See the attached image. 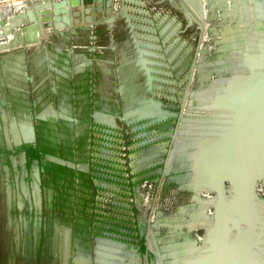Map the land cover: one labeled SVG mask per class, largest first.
<instances>
[{
    "label": "flooded vegetation",
    "instance_id": "flooded-vegetation-1",
    "mask_svg": "<svg viewBox=\"0 0 264 264\" xmlns=\"http://www.w3.org/2000/svg\"><path fill=\"white\" fill-rule=\"evenodd\" d=\"M61 24L58 30L67 28L65 32L82 26L69 27L67 18ZM204 24L196 56L199 28L187 21L177 30L184 34L177 53L161 59L153 70L134 64L136 56H128L126 49L127 58L117 57L113 77L94 59L51 71L46 85L0 99V264H106L117 259L158 264L149 246L155 242L154 228L150 230L155 225L184 234L180 251L170 247L169 264H193L197 257L196 264L201 258L200 264H264V216L251 214V202L232 198L228 182H223L221 195L195 177L198 145L209 144L223 130L222 110L211 108L240 50L235 42L226 51L218 44L207 51ZM192 25L193 46L185 38ZM138 108L146 110L121 119ZM20 110L28 123L23 128L13 119ZM41 112L46 114L38 118ZM21 128L24 133L16 137ZM43 134L51 147L72 159L76 171L86 164L80 172L89 185L78 173L69 184L48 182L44 157L51 153L39 143ZM170 182L180 184L194 203L170 212L155 209L153 203L148 205L150 218L129 216L140 191L158 200L160 187ZM262 201L264 206V196ZM229 209L235 213L228 214ZM194 215L199 220L191 227L174 224ZM195 228L200 236L189 234ZM103 243L127 248L116 252Z\"/></svg>",
    "mask_w": 264,
    "mask_h": 264
},
{
    "label": "crops",
    "instance_id": "crops-1",
    "mask_svg": "<svg viewBox=\"0 0 264 264\" xmlns=\"http://www.w3.org/2000/svg\"><path fill=\"white\" fill-rule=\"evenodd\" d=\"M255 1L201 0L203 20L208 25L205 35L211 28V33L208 35L212 38V44L224 46L231 42L235 43L234 41L240 37V30H244L247 26L246 21L253 23V27L247 29L241 39L242 42L246 35L254 36L255 30L263 32L264 21H253L252 5ZM101 2L102 0H95L87 5L88 9L84 15L85 24L73 27L74 31L65 32L67 28L58 30L47 27L43 36L35 38L36 34H29V31L25 30L26 25L22 23L21 18L15 17L19 12L18 8L25 9L26 5L22 4L23 1L1 0L0 9L9 13L1 19L10 24L8 32H4L0 27V32L3 31V36L0 38L3 40L0 42V99L9 97L11 92L14 94L23 91L24 88L32 89L39 83L42 86L46 85L51 71L55 74L57 71L68 70V67L70 69L80 63L90 64L94 59L102 63L103 71L113 77L114 66L119 62L117 57L120 55L122 58H127L124 55L126 49L128 56H136L131 61L135 62L134 64H142L145 72L148 68L151 70L156 68L154 65L158 62L160 66L161 59L169 57V54L177 53L182 36L177 38L175 35L187 22L185 14L180 6H177V0H109L105 6L104 16ZM205 4L207 7H204ZM177 8L183 15V25L174 13ZM73 10H78V7H74ZM205 13L211 24L205 20ZM10 18L11 22H8ZM75 20L79 21V19ZM73 32L75 35L72 39ZM160 43L164 46L162 47ZM226 49L228 50L224 48L225 51ZM59 77L61 78V75ZM22 116L23 111L17 120L13 119L17 122L16 125L25 127L28 123L22 120ZM106 116L111 118L110 115L106 114ZM22 128L15 132L16 137L24 133ZM104 245L116 252L124 247L103 243L102 246ZM116 255L118 256V253ZM159 258L161 259V256ZM117 260L106 264L141 263L135 259L131 263L125 259Z\"/></svg>",
    "mask_w": 264,
    "mask_h": 264
},
{
    "label": "water",
    "instance_id": "water-1",
    "mask_svg": "<svg viewBox=\"0 0 264 264\" xmlns=\"http://www.w3.org/2000/svg\"><path fill=\"white\" fill-rule=\"evenodd\" d=\"M22 4L26 5L25 9H19L16 19L22 20V23L26 25L25 30L34 32L38 38L45 34V28H59L61 27L62 20L68 19L69 27L76 26L74 24L79 22V25H84V15L86 13L87 5L95 0H21ZM182 12L187 17L189 24L195 22L199 28V34L197 38V44L195 48V56L200 51L201 40L205 31V24L202 18V2L201 0H177ZM101 9H103V16L105 15V6L109 3V0H102ZM262 6V7H261ZM74 7H78V10H73ZM5 9V8H4ZM0 27L4 32H8L9 24L1 18L6 14V10L0 9ZM252 10L254 12L253 21H264V0H256L253 2ZM75 19H79L75 20ZM8 22H11V18ZM258 30V29H257ZM254 32V36L244 37L242 45L236 60H233L235 66L231 67V74L225 79V85L223 92L214 95L212 111L222 110L224 123L223 130L216 134L213 140L209 143L214 148L223 146L219 152L214 153L219 161L224 158H232L239 160V163L243 168L237 170H221L208 173H202L200 166L195 164V177L206 181L208 186H213L218 183L219 187L224 181L228 182V185L233 188L234 192H241L243 199L252 200V191L257 185L256 181L261 180L263 177L261 173L264 172V30ZM7 34V33H6ZM3 36V31L0 32V38ZM230 50V49H229ZM233 50V48H231ZM232 54H235L233 50ZM192 64L191 71H193ZM191 80V74L187 83L189 87ZM187 91V89H186ZM187 93V92H186ZM256 107V117L259 118V122L255 123V115H252V104ZM261 104V105H259ZM263 108L262 110H260ZM144 108H138L133 112L128 111L121 116V119L126 118L127 114L132 113H144ZM138 111V112H137ZM249 112V113H248ZM45 112H41L37 115L41 118L45 115ZM103 117L105 114H101ZM68 121L76 122L75 118L71 116H62ZM229 118V119H227ZM221 128V127H219ZM240 133V134H239ZM203 144L198 145L196 151L195 161L200 156V147ZM235 149V150H233ZM213 153V152H212ZM211 155V153H209ZM44 159L48 162L55 164L66 165L69 168H75L76 165L71 161H64L62 158L46 154ZM261 159V163L257 169V166L251 168V162L253 160ZM235 164V162H234ZM79 171H86V164L77 166ZM256 169V170H255ZM197 170V171H196ZM258 170V171H257ZM256 171V172H255ZM257 181V182H258ZM109 242L103 240V242ZM198 258V257H197ZM196 258V259H197ZM196 259L193 260V264H196ZM203 261V258L197 262ZM202 263V262H201ZM244 261L242 264H245ZM252 264V262H248Z\"/></svg>",
    "mask_w": 264,
    "mask_h": 264
},
{
    "label": "rangeland",
    "instance_id": "rangeland-1",
    "mask_svg": "<svg viewBox=\"0 0 264 264\" xmlns=\"http://www.w3.org/2000/svg\"><path fill=\"white\" fill-rule=\"evenodd\" d=\"M177 6H180L178 2H177ZM204 7H207V5L205 4ZM174 13L177 17H179L180 22H182V25H183V23H184L183 15L179 12L178 8L175 9ZM205 16H206L205 20L208 22V24H211V22H209V20L207 18L206 13H205ZM195 31H196V29H195L194 25H192L190 27V29L187 31V35H185L186 39H187V37H189V39L192 41L191 42L192 46L194 45V42H195L194 41L195 33H196ZM210 33H211V28H210V31L208 34H210ZM208 34H207L205 43H203V44H206L207 51L216 48V46L214 44H212V42H211L212 38ZM181 35H184V34H181ZM181 35H180V33H177L175 36H177V38H178ZM0 42H3V40H0ZM191 44H190V46H191ZM208 53H210V52H208ZM263 103H264V100H263ZM259 105H261V104H259ZM256 107L258 108V106H256L253 103L252 104V115H255V123H258L260 120H259V118L256 117V114H257L255 111ZM262 109L263 108H261L260 110H262ZM200 111H201V109H198V110H196V113H198ZM222 149H224V147L221 145L216 147V148H214L212 144L202 145V147H200V152H201L200 156H198V158H197L198 169L200 166V170L202 171V173L206 174L208 172H214L216 170L221 171L224 169V171L225 170L227 171V170H237L239 168H243V166L239 163V160H236V158H232L231 155L229 156L230 159L224 158L223 160L219 161V159L216 158V155L214 153L219 152ZM233 150H235V149H233ZM209 153H211V155H209ZM234 162H235V164H234ZM261 182H264V178L260 181V183ZM257 187L258 188L261 187V190L259 192L264 194V183H262V185H260V186L258 185ZM139 193H141V195L137 196L136 201H135L136 203L129 206V212H131V214L129 216H131L132 219L134 217H138L141 220L145 219V218L147 219L148 217L150 218L149 206H151V208H152L153 203H154L155 209H160L161 211L163 210V211H168V212H170L171 210H173L175 208H178L179 206H188V205H191L192 203H194L193 200H191V201L189 200L190 199L189 194H187V192H185L181 188L180 184H178V183L170 182L169 184L161 186L160 190L158 192V196L156 198L158 200H151V194L150 193L148 194L147 192H144V191H140ZM133 199H135V198H133ZM243 203L247 204L249 202H248V200H246V201H243ZM245 206H247V208L249 207V205H245ZM228 214H232V209L228 210ZM197 217L198 216L194 215V217L192 216L191 219H187V220H183V221L176 219V223H174V224L176 226H188L189 225L191 227L194 223H196V221L199 220V219H197ZM152 228H154V230ZM151 229L153 232V237L155 239V242H153V245H149V246L151 247L153 252L158 257L161 256V259L157 257L156 262L158 264H169L170 261H172V256L169 254V252H171L170 247H174V245H175L174 248H176L178 251H180L181 247H182L181 243L184 240V234H182V233L180 234L177 231L173 232L168 227L159 226V225H157V226L155 225L154 227H151L150 230ZM189 234L200 236V229H198V228L192 229L189 232ZM159 238H161V239L159 240ZM166 246L168 248H166Z\"/></svg>",
    "mask_w": 264,
    "mask_h": 264
},
{
    "label": "trees",
    "instance_id": "trees-1",
    "mask_svg": "<svg viewBox=\"0 0 264 264\" xmlns=\"http://www.w3.org/2000/svg\"><path fill=\"white\" fill-rule=\"evenodd\" d=\"M48 136H45L44 134L40 137L39 143H43V149L46 152H49L53 155L61 157L64 161H71L72 159L67 155H62V151H59L53 147H51L50 141L47 139ZM42 138V139H41ZM68 140V138H66ZM84 145V139L80 138V147ZM42 149V151H43ZM81 149V148H80ZM67 150V149H65ZM38 150H34L33 156L38 157ZM44 168L47 172L48 182H65L66 184H69L76 173L80 175V178L82 180V183H85L89 185V180L86 178L85 174H82L80 171H76L74 168H69L66 165H60L55 164L52 162L46 161L44 164ZM144 247H142V250Z\"/></svg>",
    "mask_w": 264,
    "mask_h": 264
},
{
    "label": "bare ground",
    "instance_id": "bare-ground-1",
    "mask_svg": "<svg viewBox=\"0 0 264 264\" xmlns=\"http://www.w3.org/2000/svg\"><path fill=\"white\" fill-rule=\"evenodd\" d=\"M245 24H247V26L244 28V30H240V37L238 38V40L237 41H234V42H237V45L239 46V47H241V45H242V37L244 36V34H245V32H247V29H249V28H251V27H253L252 26V24L253 23H251L250 21H246L245 22ZM29 34H35V32H34V29L31 31V32H28ZM37 36L35 35V38H36ZM21 39H22V37H20ZM35 38H33V39H35ZM231 44H234L233 42H231L230 44H225L223 47L224 48H228V46L229 45H231ZM221 46H222V44H220ZM238 53H239V51H238ZM238 53L236 54V55H238ZM237 57H240V56H236V58L234 59V60H236L237 59ZM260 163H261V159H259V160H253L252 162H251V168H254L255 166H257V169H258V167H259V165H260ZM256 170V169H255ZM258 171V170H257ZM256 172V171H255ZM262 174V176L261 177H263L264 178V172L263 173H261ZM258 181V180H257ZM256 181V183H257V185L255 186V189H253V191H252V195H253V197H252V200L250 199L248 202H251V204H252V206H253V212L251 213L252 215H257V216H264V206L262 205L263 203V201H262V198H263V194H259V192H258V188H257V186H258V182ZM215 184H217L218 185V183H215ZM223 185H221V187H219V185H218V187L217 186H215V185H213V186H208V187H210V189L211 190H216V191H218V193H220L221 195L223 194V187H222ZM229 193H230V195H232V198H234V199H237V200H241V201H246L245 199H243V195L241 194V192H239V191H237V192H234V190H233V188L231 187V188H229ZM260 201H262V202H260ZM248 204V203H247ZM250 204V203H249ZM227 211V210H226ZM228 212V211H227ZM224 213V211L222 212H220V214H223ZM233 213H235L234 211H232V214ZM216 230H218L217 228H216ZM248 237H250V236H248Z\"/></svg>",
    "mask_w": 264,
    "mask_h": 264
}]
</instances>
